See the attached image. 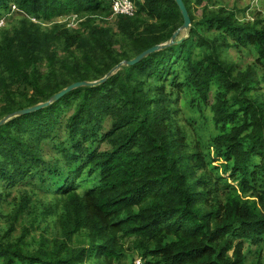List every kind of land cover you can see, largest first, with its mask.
Masks as SVG:
<instances>
[{
  "label": "trees",
  "instance_id": "obj_1",
  "mask_svg": "<svg viewBox=\"0 0 264 264\" xmlns=\"http://www.w3.org/2000/svg\"><path fill=\"white\" fill-rule=\"evenodd\" d=\"M132 1L0 0V121L184 25ZM183 2L188 40L0 128V264H264V20Z\"/></svg>",
  "mask_w": 264,
  "mask_h": 264
},
{
  "label": "rangeland",
  "instance_id": "obj_2",
  "mask_svg": "<svg viewBox=\"0 0 264 264\" xmlns=\"http://www.w3.org/2000/svg\"><path fill=\"white\" fill-rule=\"evenodd\" d=\"M130 1L136 7L137 11L138 8L136 6V3L132 0ZM205 8H208L209 10H219L224 8L228 11H233L237 14V19L242 23H254L258 19L264 20V0H205L203 7H198L196 9L195 16L197 18H201ZM76 20L77 18L74 17L72 19L62 20L61 22H71L72 24H77L78 22ZM188 39L189 34L184 33L179 37L175 45L181 44ZM225 57L229 62L235 63L240 69H246L250 64L255 63V57L246 56L245 50H228L225 53ZM261 90L264 92V83L261 84ZM211 98H213V96H211ZM212 100L213 99H211V102ZM197 121V124H199L200 118H198Z\"/></svg>",
  "mask_w": 264,
  "mask_h": 264
},
{
  "label": "water",
  "instance_id": "obj_3",
  "mask_svg": "<svg viewBox=\"0 0 264 264\" xmlns=\"http://www.w3.org/2000/svg\"><path fill=\"white\" fill-rule=\"evenodd\" d=\"M175 2L179 6L181 13L183 15L184 25L174 34V36L172 37L170 42H168L166 44L155 46V47L145 51L144 53H142L141 55H139L138 57H136L135 59H133L131 61H124L123 63L116 66L103 79H101L99 81H95V82L85 81V82L75 83V84L69 86L68 88L64 89L60 93L54 95L48 102L41 103V104H38L34 107L15 112V113L5 117L4 119H2L0 121V128L13 119L23 117V116H26V115H29L32 113H36V112H39L45 108L50 107L51 105L57 103L62 98H64L66 95L74 92L75 90H78V89L83 88V87H97V86H100L102 84H105L107 82V80L109 78H111L113 75H115L122 67H124V66L125 67L135 66V65L139 64L140 62H142L144 59L151 56L152 54L159 52V51H162V50L169 48L170 46L176 44L175 40L177 38H179L182 34L188 33L190 31V29L192 27V21H191L189 12H188L183 0H175Z\"/></svg>",
  "mask_w": 264,
  "mask_h": 264
},
{
  "label": "built area",
  "instance_id": "obj_4",
  "mask_svg": "<svg viewBox=\"0 0 264 264\" xmlns=\"http://www.w3.org/2000/svg\"><path fill=\"white\" fill-rule=\"evenodd\" d=\"M112 11L115 17H133L137 13L136 7L131 3L130 0H113ZM4 24L5 21L1 22L0 27H2ZM135 263L142 264L140 260H136Z\"/></svg>",
  "mask_w": 264,
  "mask_h": 264
}]
</instances>
